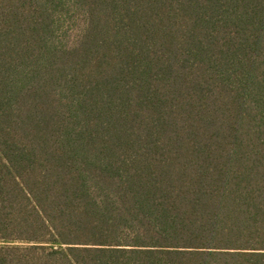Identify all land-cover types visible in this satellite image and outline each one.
<instances>
[{"label":"trees","instance_id":"obj_1","mask_svg":"<svg viewBox=\"0 0 264 264\" xmlns=\"http://www.w3.org/2000/svg\"><path fill=\"white\" fill-rule=\"evenodd\" d=\"M0 264H264V0H0Z\"/></svg>","mask_w":264,"mask_h":264}]
</instances>
